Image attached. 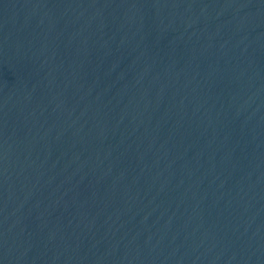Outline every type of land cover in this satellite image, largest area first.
<instances>
[{
	"label": "water",
	"instance_id": "95a60500",
	"mask_svg": "<svg viewBox=\"0 0 264 264\" xmlns=\"http://www.w3.org/2000/svg\"><path fill=\"white\" fill-rule=\"evenodd\" d=\"M0 264H264V0H0Z\"/></svg>",
	"mask_w": 264,
	"mask_h": 264
}]
</instances>
